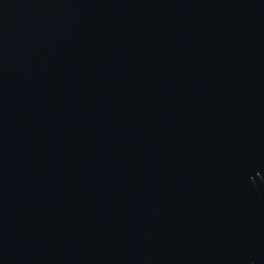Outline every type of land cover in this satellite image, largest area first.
Returning <instances> with one entry per match:
<instances>
[{
  "label": "water",
  "instance_id": "obj_1",
  "mask_svg": "<svg viewBox=\"0 0 264 264\" xmlns=\"http://www.w3.org/2000/svg\"><path fill=\"white\" fill-rule=\"evenodd\" d=\"M0 264H264V0H0Z\"/></svg>",
  "mask_w": 264,
  "mask_h": 264
}]
</instances>
